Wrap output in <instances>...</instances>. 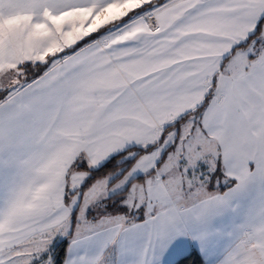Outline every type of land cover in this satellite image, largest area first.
Wrapping results in <instances>:
<instances>
[{
  "label": "snow or ice",
  "instance_id": "1",
  "mask_svg": "<svg viewBox=\"0 0 264 264\" xmlns=\"http://www.w3.org/2000/svg\"><path fill=\"white\" fill-rule=\"evenodd\" d=\"M0 264H264V0H0Z\"/></svg>",
  "mask_w": 264,
  "mask_h": 264
}]
</instances>
